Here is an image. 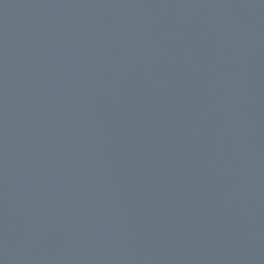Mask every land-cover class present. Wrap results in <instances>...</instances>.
Instances as JSON below:
<instances>
[{"label": "water", "instance_id": "obj_1", "mask_svg": "<svg viewBox=\"0 0 264 264\" xmlns=\"http://www.w3.org/2000/svg\"><path fill=\"white\" fill-rule=\"evenodd\" d=\"M0 264H264V0H0Z\"/></svg>", "mask_w": 264, "mask_h": 264}]
</instances>
